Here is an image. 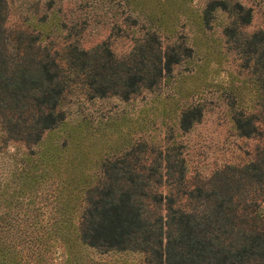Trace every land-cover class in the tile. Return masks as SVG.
I'll use <instances>...</instances> for the list:
<instances>
[{"label": "trees", "instance_id": "trees-1", "mask_svg": "<svg viewBox=\"0 0 264 264\" xmlns=\"http://www.w3.org/2000/svg\"><path fill=\"white\" fill-rule=\"evenodd\" d=\"M186 2L118 0L129 11L124 31L132 28L137 35L130 51L117 56L108 40L85 48L75 37L54 48L63 28L79 34L78 24L60 21L55 10L8 33L7 2L0 0V141H21L28 150L12 190L0 188V195L7 194L1 202L0 264H27L15 243L29 245L32 232L19 223L42 213L43 234L35 240L41 238L37 244L46 253L59 247L60 264H115L94 258V252L137 253L141 264H264V31L240 40L238 29L251 14L237 0H211L180 24L166 16L170 10L186 14ZM218 9L231 16L223 35L254 58L253 89L246 80L225 89L233 129L259 141L250 161L191 185L183 144L156 148L128 140L105 147L124 117L92 125L86 117L69 116L64 103L73 90H82L88 101L117 96L127 102L157 87L176 65L198 72L201 63L194 59L203 50L193 37L189 43L184 30L211 29ZM160 103L155 109L163 113ZM202 116L199 102L182 108L179 129L191 130Z\"/></svg>", "mask_w": 264, "mask_h": 264}, {"label": "rangeland", "instance_id": "rangeland-1", "mask_svg": "<svg viewBox=\"0 0 264 264\" xmlns=\"http://www.w3.org/2000/svg\"><path fill=\"white\" fill-rule=\"evenodd\" d=\"M209 1L211 0H187L186 14L170 10L167 11L166 16L176 17L180 24L185 17L189 16L190 19L197 17ZM230 1L233 3L236 0ZM237 1L245 8H250V22L238 29L240 40L245 41L255 32L264 31V0ZM6 2L5 26L8 33L20 28L25 29L26 19L33 21L39 17L44 18L46 14L50 17L52 10L56 11L60 21L68 22V24L77 23L79 34L69 35L68 30L63 28L55 36L53 47L57 49H60L62 42L66 39L72 41L75 37L80 38L81 45L85 48L108 40L115 54L121 56L130 51L133 45L132 39L137 35L130 31L132 28L128 32L124 31L128 29L124 21L129 11L125 5L119 4L118 0H55L54 2L52 0H6ZM142 15L144 14L137 12L130 14L133 17H142ZM156 16H160V13L158 12ZM229 20L231 16L218 9L216 18L211 22L213 27L205 30L204 33L196 30L194 26L185 27L184 32L189 37V43L193 37L199 49L203 50L199 51L194 59V64L201 63V67L195 74L189 70L186 63L176 65L171 75L159 80L157 87L152 90L143 89L127 102L121 101L117 96L88 101L84 99L82 90L76 89L68 96L64 108L71 118L83 116L92 125L106 122L108 119L117 122L124 117L125 121L118 126L119 133H111L105 147H113L116 143L128 142V140L131 143L141 140L148 146L156 148H165L171 143L183 144L182 155L186 161L187 179L190 180L191 185L210 178L216 171L227 165H242L250 161L259 141L256 138L239 136L233 129L226 106L225 89L230 84L238 86L243 80H246L249 88L253 87V82H256L252 71L254 58L250 54L240 53L242 50L239 51L231 42L232 40H227L223 35V24L225 25ZM83 22L86 23L82 24ZM178 31H181L180 28ZM193 90H195L194 93ZM254 95L253 91L248 94L252 97ZM160 101H164L163 113L155 109L162 104ZM198 102L203 104L201 121L194 124L191 130L182 132L178 127L179 111ZM168 137L171 139L169 140ZM23 144L21 141L11 140L7 143L0 141V188L6 185L8 190H12V180L17 174L16 167H20V158L27 156L28 152ZM6 196L7 194L0 195V215L6 209L1 203ZM262 208L264 209V203ZM41 209L44 208L41 206ZM23 211L21 209L19 213ZM32 221L39 227L38 232L33 229ZM45 221V214L42 213L37 217L31 214L19 223L20 228H27L32 232L29 235H32L33 240L29 245L15 243V248H19L24 254L23 259L27 258V264H60L62 262L63 257L59 247L57 249L52 247L46 253L43 252L41 243L37 244L41 238L37 239L38 241L35 240L43 234L41 226ZM1 235L0 233V239H2ZM26 254L28 257L25 256ZM91 254L101 261L115 264L124 261L130 264L142 263L140 256L132 252ZM39 259L42 261H38Z\"/></svg>", "mask_w": 264, "mask_h": 264}]
</instances>
